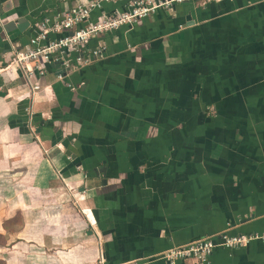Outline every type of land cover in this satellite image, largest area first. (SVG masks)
Segmentation results:
<instances>
[{"label":"crops","instance_id":"1","mask_svg":"<svg viewBox=\"0 0 264 264\" xmlns=\"http://www.w3.org/2000/svg\"><path fill=\"white\" fill-rule=\"evenodd\" d=\"M7 1L0 185L19 190L20 225H5L12 251L46 248L35 253L42 264H93L101 252L107 264H168L162 254L174 246L264 231V0L161 9L92 39L106 57L67 82L51 66L34 96L20 73L2 69L42 18L76 0H12L4 10ZM212 264H264V242L216 248Z\"/></svg>","mask_w":264,"mask_h":264},{"label":"built area","instance_id":"2","mask_svg":"<svg viewBox=\"0 0 264 264\" xmlns=\"http://www.w3.org/2000/svg\"><path fill=\"white\" fill-rule=\"evenodd\" d=\"M122 1H125L124 9L116 8L111 13L93 18V14L103 10L107 4ZM196 1L212 0H76L75 5L66 13L42 18L29 43L22 48L14 47L12 62L2 69V74L6 76L20 73L31 89L30 94L34 96L42 90V85L34 80L45 77L51 66L58 67L57 79L66 81L73 71L105 58L107 45L100 42L97 46L90 47L92 39L123 27L132 28L161 9H171ZM68 86L71 90L77 89L71 82ZM211 111H214L212 107ZM26 114L34 131L32 104L26 108ZM254 241L264 242V231L237 235L225 231L216 237L174 246L163 252L162 257L168 264H185L188 261L195 264H212V254L216 248L232 250L247 247ZM98 260L97 264H107L102 252Z\"/></svg>","mask_w":264,"mask_h":264},{"label":"rangeland","instance_id":"3","mask_svg":"<svg viewBox=\"0 0 264 264\" xmlns=\"http://www.w3.org/2000/svg\"><path fill=\"white\" fill-rule=\"evenodd\" d=\"M2 176V174H0ZM4 176V175H3ZM0 180L4 183V177ZM19 190L13 189L8 187V185H0V264H37L38 262H45L47 263V259H37V256L35 253L42 252L46 248H30L32 249V254H19L16 251L11 250V242H14L17 238L14 236H11L6 233L5 231V225L7 229L16 231L18 226L20 225V217L19 214H16L17 209H15L12 212V208H15L13 202H17L18 199V192ZM13 214V216L16 214L15 217H11L9 220H5L7 216H10ZM5 220V221H3ZM58 248H47V251L50 253V255L56 254V250ZM15 252V253H12ZM99 256L97 259L93 262V264H97ZM42 264V262H41Z\"/></svg>","mask_w":264,"mask_h":264},{"label":"water","instance_id":"4","mask_svg":"<svg viewBox=\"0 0 264 264\" xmlns=\"http://www.w3.org/2000/svg\"><path fill=\"white\" fill-rule=\"evenodd\" d=\"M12 6H13V2H12V0H8L6 3H5V5H4V10H8L9 8H12ZM15 22H12V24L9 26H7V28L8 29H10V28H16V25L14 24ZM69 153V152H68Z\"/></svg>","mask_w":264,"mask_h":264}]
</instances>
